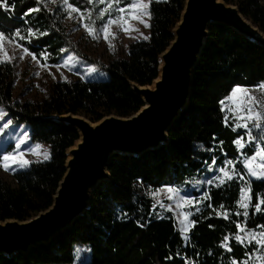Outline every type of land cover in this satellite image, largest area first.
Here are the masks:
<instances>
[{"label": "trees", "instance_id": "1", "mask_svg": "<svg viewBox=\"0 0 264 264\" xmlns=\"http://www.w3.org/2000/svg\"><path fill=\"white\" fill-rule=\"evenodd\" d=\"M67 1L81 10L92 7L88 0ZM224 1L237 5L264 33V0ZM49 2L0 0V35L44 63L59 64L71 40L61 11L49 8ZM185 2L153 1L149 38L132 42L125 58L98 63L108 72L107 80L56 81L41 102L15 101V64L0 62V106L14 122L30 125L33 141L50 145L48 159L12 173L17 187L0 177V221H25L52 205L67 170V150L80 137L75 127L54 115L72 113L97 122L111 114L129 117L144 106L132 83L151 85L158 77L159 56L174 38ZM263 84L264 45L225 25L211 24L189 104L170 127L169 141L140 155L114 154L111 177L93 190L83 215L46 243L13 255L1 253L0 264H264L263 247L240 239L247 231L264 232V179L250 181L247 208L241 205L238 176L210 185L201 203L188 209V240L170 212L158 213L152 196L163 187L191 188L208 167L223 166L229 159L236 174H245L237 161L236 141L242 133L228 120L223 102L237 86ZM244 151L254 153L252 147ZM76 245L87 247L82 250L88 260L76 261Z\"/></svg>", "mask_w": 264, "mask_h": 264}, {"label": "rangeland", "instance_id": "2", "mask_svg": "<svg viewBox=\"0 0 264 264\" xmlns=\"http://www.w3.org/2000/svg\"><path fill=\"white\" fill-rule=\"evenodd\" d=\"M153 1L164 0H88L92 7L86 10L70 5L67 0H50L48 7H58L63 15V25L69 32L71 43L63 48L59 64H49L0 35V62H11L16 67L13 99L44 101L49 98L56 81L107 80L108 72L99 68L98 63L107 64L115 58H125L132 42L149 38V9ZM223 108L228 120L234 123V129L242 133L236 141L237 161L241 162L245 174H236L234 161L229 159L223 166L208 167L205 176L195 180L191 188L168 186L152 193L158 213L170 212L186 240L192 227L188 209L201 203L210 185L238 176L243 186L241 205L247 208L250 181L264 179V84L254 88L235 87L225 98ZM30 132L28 123L14 122L7 110L0 106V153L3 154L0 177L13 187H17L12 177L14 171L24 170L30 163L50 157V145L33 141ZM247 147H252L254 153H246ZM240 239L242 242H258L264 250V232L247 231ZM84 248L87 247L76 245V261L88 260Z\"/></svg>", "mask_w": 264, "mask_h": 264}, {"label": "water", "instance_id": "3", "mask_svg": "<svg viewBox=\"0 0 264 264\" xmlns=\"http://www.w3.org/2000/svg\"><path fill=\"white\" fill-rule=\"evenodd\" d=\"M214 23L264 45V33L237 5L186 0L174 38L159 56L158 77L151 85L132 83L144 102L137 113L111 114L97 122L72 113L53 116L75 127L80 137L67 150V170L52 205L25 221H0V254L26 252L70 227L90 207L93 190L111 177L114 154L140 155L169 141L170 127L189 104L195 67Z\"/></svg>", "mask_w": 264, "mask_h": 264}]
</instances>
